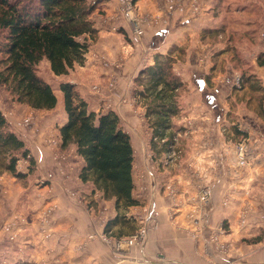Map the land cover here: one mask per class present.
Here are the masks:
<instances>
[{
	"label": "rangeland",
	"instance_id": "obj_1",
	"mask_svg": "<svg viewBox=\"0 0 264 264\" xmlns=\"http://www.w3.org/2000/svg\"><path fill=\"white\" fill-rule=\"evenodd\" d=\"M105 4L92 15L97 36L83 66L77 65L67 75H55L47 60L38 65L39 74L57 94L55 108L41 110L18 103L0 85V109L35 160L33 172L25 179L8 172L0 174V264H96L97 256L105 259L103 252L98 254L103 244L112 251L128 244L130 236L117 238L104 232L113 200L103 199L99 192H93L91 183L79 179L82 158L72 145L60 146L59 126L67 119L59 89L62 81H73L92 108L116 110L131 135L134 194L139 204L127 215L133 216L130 224L137 226L136 233L149 215V196L162 188L170 168L189 164L197 133H219L225 128L223 132L237 140V165H251V92L241 79L242 73L255 72L260 57L264 58L258 49L264 39V0H111ZM206 24L211 28L224 26V34L204 32ZM152 37L159 48L143 50L142 43L147 44ZM111 39L119 51L106 48ZM157 52L172 54L173 70L182 79L181 112L173 119L175 135L163 150V142L156 141L154 147L151 144L146 109L135 99V89L139 88L135 78ZM123 62L128 65L124 72L110 70ZM204 71L208 86L201 89L198 82L203 84ZM225 72H230L228 76L234 73L232 80L239 88L226 98L231 102L227 118L240 119L221 125L215 119L220 109L209 104V97L219 80L225 79ZM215 138L209 136L214 143ZM28 164L21 158L19 170L27 171ZM154 215L148 219L149 225L155 223ZM131 226L115 228L126 233ZM75 230L82 231L78 232L80 237H72Z\"/></svg>",
	"mask_w": 264,
	"mask_h": 264
},
{
	"label": "trees",
	"instance_id": "obj_2",
	"mask_svg": "<svg viewBox=\"0 0 264 264\" xmlns=\"http://www.w3.org/2000/svg\"><path fill=\"white\" fill-rule=\"evenodd\" d=\"M108 1L0 0V85L5 86L18 103L41 110L55 108L57 94L39 74L38 65L47 60L55 75H67L77 65L83 66L97 36L92 15ZM224 30V26L204 28V32L215 36L224 34ZM153 58L135 78L139 86L135 89V99L146 109L152 130L151 144L154 147L161 141L163 150L169 147L175 135L173 119L181 112L182 79L173 70L172 54L157 52ZM258 65H264L263 57ZM242 74L241 80L251 92V107L253 103L254 110L264 117L261 79L254 71ZM198 84L203 86L200 81ZM59 89L67 117L59 126L60 146H75L82 158L79 179L91 183L93 192H100L103 199L114 202L116 214L107 221L104 232L117 238L135 234L137 226L130 224L134 218L127 215L130 208L139 204L133 194L131 135L114 110H92L75 83L62 81ZM209 98L214 99V96ZM21 158L29 161L25 172L18 168ZM34 164L26 142L11 128L0 109V174L8 172L25 179L33 172ZM122 224L132 225L130 231L125 233L121 227L115 228Z\"/></svg>",
	"mask_w": 264,
	"mask_h": 264
},
{
	"label": "crops",
	"instance_id": "obj_3",
	"mask_svg": "<svg viewBox=\"0 0 264 264\" xmlns=\"http://www.w3.org/2000/svg\"><path fill=\"white\" fill-rule=\"evenodd\" d=\"M261 29L264 36V28ZM145 43H142L145 51L159 48L154 37ZM106 44L107 49L119 51L114 40ZM258 49L264 52V39L259 42ZM192 56L194 59L195 55ZM126 64L123 62L122 66L111 67L110 70L124 72ZM255 72L264 86V65H257ZM206 73H202L204 82L201 89L208 86ZM229 73L225 72L226 80H219L214 87V99L209 100L214 109H220L215 119H219L221 125L235 124L240 119L227 118L230 101L226 98L235 86L232 80L234 73L228 76ZM234 91L238 92L237 89ZM83 97L88 101L85 95ZM250 127L252 149L251 165L248 167L237 165V140L223 132L225 128L219 133H197L189 164L178 169L170 168L162 188L154 190L149 196L148 213L156 211L157 214L154 216L155 223L150 225L146 217L142 242L124 244L122 249L113 251L98 243L97 246H101L98 254L103 252L105 259L97 256L96 264H229L232 261L264 264V117L254 110L253 103ZM211 135L216 137L215 143L210 141ZM202 189L208 192L205 199L202 198ZM136 207L130 208L128 213ZM111 208L112 218L116 214L114 202ZM74 232L73 238L80 237L78 232L82 233ZM127 236L130 235L123 237Z\"/></svg>",
	"mask_w": 264,
	"mask_h": 264
},
{
	"label": "built area",
	"instance_id": "obj_4",
	"mask_svg": "<svg viewBox=\"0 0 264 264\" xmlns=\"http://www.w3.org/2000/svg\"><path fill=\"white\" fill-rule=\"evenodd\" d=\"M237 80H238V82H236V83L238 84L240 82L239 77H237ZM207 194H208V192L205 189V192L203 193L202 198L205 199V197H207ZM156 214H157V212H155V211L150 212L149 215L147 216V218L150 219L153 217V215L156 216ZM145 232H146V228L144 227L140 230V232H137V233L131 235L128 239H126V242L128 243V245H133V244L142 242L143 238L145 237ZM229 264H239V263L232 261Z\"/></svg>",
	"mask_w": 264,
	"mask_h": 264
}]
</instances>
